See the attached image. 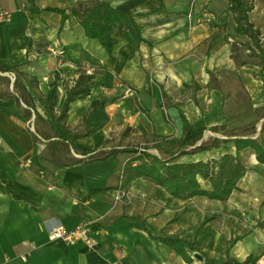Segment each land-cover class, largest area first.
<instances>
[{
  "label": "crops",
  "instance_id": "obj_1",
  "mask_svg": "<svg viewBox=\"0 0 264 264\" xmlns=\"http://www.w3.org/2000/svg\"><path fill=\"white\" fill-rule=\"evenodd\" d=\"M76 1L35 0L41 9L67 10L63 23L61 13L34 12L28 0H0V10L11 13L0 21V64L39 80L27 120L28 106L13 87L15 71H0V264H222L249 255L264 264V164L235 142L264 137V68L251 39L236 31L231 0H100L132 12L146 40L133 55L119 22L102 41L87 37L71 11ZM249 17L264 36V0H254ZM83 75L89 77L72 90ZM68 89L74 100L63 125L58 116ZM245 104L257 114L251 125ZM181 113L205 128L198 145L224 141L179 161L229 153L247 167L228 200L178 198L143 178L120 188V171L134 155L124 150L153 143V134L163 147L175 146L183 134ZM234 124L242 130L228 132ZM73 145L103 154L83 155ZM199 180L211 189L209 180ZM82 223L90 227L91 243L50 237L59 224ZM178 233L198 247L188 250L190 262L162 240Z\"/></svg>",
  "mask_w": 264,
  "mask_h": 264
},
{
  "label": "trees",
  "instance_id": "obj_2",
  "mask_svg": "<svg viewBox=\"0 0 264 264\" xmlns=\"http://www.w3.org/2000/svg\"><path fill=\"white\" fill-rule=\"evenodd\" d=\"M32 11H56L62 14V22L68 18L69 14L65 9L46 7L41 9L36 6L35 0H28ZM254 8V0H231L229 9L234 15L236 23V31L240 35L248 36L253 44L252 52L259 59V64L264 68V36H262L259 28L255 27L251 22L249 13ZM72 13L78 18L84 28L85 34L90 38L102 39L110 32L115 23H120L123 28V35L127 40L131 55H133L146 40L141 36L134 20L133 14L129 9H120L113 7L109 1L100 0H79L71 7ZM13 70L16 73V78L13 82V87L20 97L28 106L25 110L26 119L29 120L32 116L30 108H34L32 103V92L37 93L39 80L36 76H32L19 69L17 65L7 67L0 64V71L6 72ZM89 76H81L73 86L72 90L77 89L80 83ZM49 101V97H46ZM166 105H170L169 97L164 92ZM74 100L71 90L68 89L66 101L61 108V113L58 116L60 123L65 125L67 119V110L70 102ZM36 116L40 114L36 111ZM183 122V134L177 144L173 147H163L160 142L155 141L158 135L153 134L154 142L141 147H131L125 149L126 152L134 153L125 163L119 174L121 187L127 188L130 183L138 178H143L154 182L157 185L165 188L170 194L182 199H189L197 195H205L212 199L226 201L230 198L234 190L238 189V182L245 175L247 167L240 161L236 154H224L219 159H211L207 161L199 160L195 162H181L178 160L182 155L196 153L203 150H208L219 146L224 140L213 138L209 141L201 142L205 131L204 127H196L192 125L187 117L181 113ZM225 123L221 126L211 127L217 131L225 127ZM31 128V126L29 125ZM35 145L38 143L39 137L33 132ZM47 138V137H45ZM65 142V141H64ZM236 147L239 150L252 148L259 162L264 164V137H237L235 138ZM76 151L87 155L94 152L97 156H101L102 151L97 152L95 149L81 150L74 146ZM152 149L158 150L161 155L151 152ZM101 158H96L98 160ZM82 160V159H79ZM209 180L211 189H204L199 178ZM185 213V209L177 216L180 217ZM215 216L206 217L201 226ZM97 228V225L93 226ZM162 240L168 244L177 253L184 256L185 260L190 262L193 260L188 250L196 251L198 247L194 243L186 245L185 241L180 238V234L169 235ZM237 239L229 241L228 250L232 248ZM258 257L249 255L244 261H239L233 257H229L222 264H256Z\"/></svg>",
  "mask_w": 264,
  "mask_h": 264
},
{
  "label": "built area",
  "instance_id": "obj_3",
  "mask_svg": "<svg viewBox=\"0 0 264 264\" xmlns=\"http://www.w3.org/2000/svg\"><path fill=\"white\" fill-rule=\"evenodd\" d=\"M11 13L8 10H0V21L10 20ZM50 51L60 57L65 55V50L62 47L51 48ZM12 79H14V74L10 75ZM128 94H132L133 91L131 89H127L126 91ZM32 123V122H31ZM31 129L34 130L33 123L31 124ZM32 162L31 159L26 161V164H30ZM120 188H121V181H120ZM123 189V188H121ZM123 193L120 194V196ZM50 237L52 239H62L68 243H76L78 241H84L86 243H91V236H90V227L87 224H79L73 229H66L63 225L59 224L54 227L50 232ZM112 264H119L118 262H113Z\"/></svg>",
  "mask_w": 264,
  "mask_h": 264
},
{
  "label": "rangeland",
  "instance_id": "obj_4",
  "mask_svg": "<svg viewBox=\"0 0 264 264\" xmlns=\"http://www.w3.org/2000/svg\"><path fill=\"white\" fill-rule=\"evenodd\" d=\"M240 86L243 87L242 84H239V85H237V87H236V89H237L236 92H237V95H239V96H241V93L243 94L242 91L239 92V91L241 90ZM228 90H230V91H234L233 86L229 87ZM243 109H244V110H243V115H244L245 117H247V119H249V121H248V125H251V124L253 123V121L256 120L257 114L255 113L254 110H252V107H251V106H248V107H247V104H245V108H243ZM250 121H251V122H250ZM235 125H236V124H234V128L229 129V130H227V131H228V132H234V130H236V129H238V131H241V130H242L241 126L236 127ZM246 129H247V131H248L249 129H251V127H248V128H246ZM64 154H69L70 156L73 155L72 152H67V151H65ZM73 156H74V155H73Z\"/></svg>",
  "mask_w": 264,
  "mask_h": 264
},
{
  "label": "water",
  "instance_id": "obj_5",
  "mask_svg": "<svg viewBox=\"0 0 264 264\" xmlns=\"http://www.w3.org/2000/svg\"><path fill=\"white\" fill-rule=\"evenodd\" d=\"M195 257H196V258H199V259H201V258H202V257H201V255H200V254H198V253H196V254H195Z\"/></svg>",
  "mask_w": 264,
  "mask_h": 264
}]
</instances>
